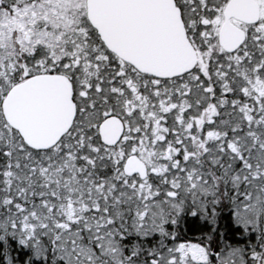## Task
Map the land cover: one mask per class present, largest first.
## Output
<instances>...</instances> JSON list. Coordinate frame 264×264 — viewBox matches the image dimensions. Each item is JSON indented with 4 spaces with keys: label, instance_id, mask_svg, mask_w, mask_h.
<instances>
[{
    "label": "snow or ice",
    "instance_id": "snow-or-ice-1",
    "mask_svg": "<svg viewBox=\"0 0 264 264\" xmlns=\"http://www.w3.org/2000/svg\"><path fill=\"white\" fill-rule=\"evenodd\" d=\"M0 264H264V0H0Z\"/></svg>",
    "mask_w": 264,
    "mask_h": 264
}]
</instances>
